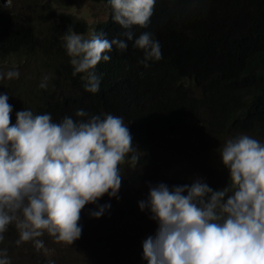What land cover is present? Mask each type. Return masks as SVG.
<instances>
[{
    "label": "clouds",
    "instance_id": "1",
    "mask_svg": "<svg viewBox=\"0 0 264 264\" xmlns=\"http://www.w3.org/2000/svg\"><path fill=\"white\" fill-rule=\"evenodd\" d=\"M12 2L6 0L4 7ZM109 2L114 22L129 29L125 35L132 40L130 29L148 27L157 0ZM62 39L73 76L83 74L85 91L93 94L101 83L95 69L110 59L105 53L113 45L127 48L123 40L109 41L103 33L84 38L71 28ZM135 47L144 51L145 67L162 58L151 33L141 34ZM18 76L7 73L9 79ZM12 111L8 95H0V242L14 223L17 245L33 241L40 250L44 243L38 238L45 233L57 244L73 245L82 234L79 221L85 206L106 194L116 197L121 165L129 159L138 163L129 128L112 114L54 122L50 114L26 109L12 124ZM218 151L230 173L223 189L213 190L199 178L171 190L162 183L150 187L149 199L140 202L141 211H150L158 224L155 237L143 243L148 264H264V143L242 134ZM108 208L102 206L92 216L99 219ZM0 264H10L6 251L0 250Z\"/></svg>",
    "mask_w": 264,
    "mask_h": 264
},
{
    "label": "trees",
    "instance_id": "2",
    "mask_svg": "<svg viewBox=\"0 0 264 264\" xmlns=\"http://www.w3.org/2000/svg\"><path fill=\"white\" fill-rule=\"evenodd\" d=\"M92 1L110 11L109 19L93 33H103L109 41L123 40L127 48L113 45L105 53L110 59L95 69L100 89L95 94L86 92L83 74L73 76L70 57L61 43L69 28L83 32L85 24L60 15L44 45L47 52L55 50L49 57L52 81L46 88H36L31 102L18 109L11 102L12 93H3L13 109L12 124L25 109L34 115L50 114L54 122L112 114L123 118L133 147L141 153L136 165L150 163V146L159 135L176 134L203 114L213 119L207 131L210 137L245 134L264 143V0H157L148 27L130 29L132 40L125 35L129 29L114 22L109 0ZM145 32L159 42L162 52L159 61L147 62L148 67L144 51L135 47V40ZM38 42L32 26L3 13L0 6L2 54H31ZM79 110L88 115L77 117ZM212 164L204 170L206 183L213 190L223 189L229 182V170L221 158ZM129 178L124 179L127 187L141 179L139 173ZM131 195L125 198L130 209L134 206Z\"/></svg>",
    "mask_w": 264,
    "mask_h": 264
},
{
    "label": "rangeland",
    "instance_id": "3",
    "mask_svg": "<svg viewBox=\"0 0 264 264\" xmlns=\"http://www.w3.org/2000/svg\"><path fill=\"white\" fill-rule=\"evenodd\" d=\"M4 4L6 0H0L2 12L32 26L39 41L31 54L0 52V73L4 74L0 79V95L7 91L12 93L15 109L26 101L30 103L33 91L41 83L48 85L54 77L49 69V57L55 50L47 52L44 45L51 38L50 28L58 24L60 15L84 23V31L77 33L84 38L110 17L105 5L92 0H13L11 7H4ZM61 43L64 45L62 39ZM9 71L18 72L19 76L9 79ZM193 90L197 93L198 89L193 87ZM212 120L211 115L203 114L196 123L192 122L176 134L159 135L150 146L152 160L147 165L132 164L130 159L121 165L122 184L118 195L85 206L79 221L82 234L73 245L57 244L47 233L38 238L44 243L40 250L35 248L33 241L17 245L19 234L13 223L3 234L0 250L6 251L10 264H148L143 243L155 237L158 224L151 219L150 211H141L140 202L149 199L152 186L163 183L173 189L190 185L197 178L208 180L204 170H210L213 160L221 158L218 150L229 139L236 138L231 133L210 137L207 131ZM135 154L141 155L137 150ZM132 173H139L141 179L127 187L124 179ZM128 194H132V209L125 201ZM105 205L110 208L99 219L94 218L92 213Z\"/></svg>",
    "mask_w": 264,
    "mask_h": 264
}]
</instances>
